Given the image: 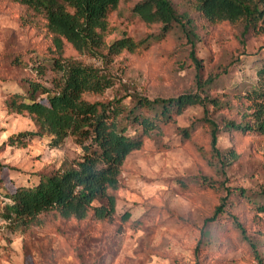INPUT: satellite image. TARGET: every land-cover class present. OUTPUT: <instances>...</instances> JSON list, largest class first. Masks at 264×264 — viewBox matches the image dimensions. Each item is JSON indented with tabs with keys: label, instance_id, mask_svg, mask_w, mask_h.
I'll use <instances>...</instances> for the list:
<instances>
[{
	"label": "rangeland",
	"instance_id": "374dc122",
	"mask_svg": "<svg viewBox=\"0 0 264 264\" xmlns=\"http://www.w3.org/2000/svg\"><path fill=\"white\" fill-rule=\"evenodd\" d=\"M139 1L122 0L110 14L112 34L107 43L159 34L160 26L145 25L131 15ZM170 2L178 15H190L197 36L195 55L201 63L198 72L178 27L147 50L123 52L108 66L77 54L64 42L62 54L104 69L113 86L100 99H121L128 107L134 95L153 100L196 93L199 76L202 83L209 82V96L232 106L230 111L213 113V119L238 122L239 110L232 95L244 93L254 82L264 54V32L249 31L243 36L242 22L210 25L191 10L189 1ZM28 52L57 57L54 37L41 17L14 0H0V161L14 169L3 171L0 180L10 188L33 185L40 170H55L80 156L71 138L56 149L49 148L48 138L34 139L25 148L4 145L7 137L34 130L27 116L7 114L3 106L5 93L19 91L22 81L35 77L26 69L9 66L10 57H4ZM29 59L23 58L31 65ZM50 77L47 73L46 78ZM202 117L201 107H190L174 124L142 138V148L124 162L120 187L113 193L116 215L112 220L96 222L88 216L82 222L64 221L50 213L27 230L12 232L0 224V264H256L251 246L227 216L206 226L204 222L225 196L220 185L245 190L253 197L264 190V138L221 132L217 147L224 163L218 164L210 155L209 129ZM182 130L190 134L188 140L182 137ZM139 135L133 126L131 136ZM202 179L218 188H207ZM230 200L232 214L262 252L264 217L257 215L252 202L236 193ZM259 201L263 199L256 197Z\"/></svg>",
	"mask_w": 264,
	"mask_h": 264
},
{
	"label": "trees",
	"instance_id": "16d2710c",
	"mask_svg": "<svg viewBox=\"0 0 264 264\" xmlns=\"http://www.w3.org/2000/svg\"><path fill=\"white\" fill-rule=\"evenodd\" d=\"M31 14L39 16L46 30L54 37L57 57H40L31 53L13 54L8 65L26 69L34 78L19 84V91H8L3 97L7 114L27 116L34 130L7 137L5 146L25 148L34 139L48 138L51 149L59 148L71 138L80 149L78 159L62 164L55 170L42 169L35 174L33 185L6 186L0 180V224L12 232L29 229L39 223L40 216L53 213L60 219L82 222L88 216L96 222L110 221L116 215L114 192L120 187V176L126 158L142 148V138L158 132L160 127L174 124L193 106L203 109L201 122L209 129L210 155L218 164L224 159L217 142L221 132L257 134L264 138V54L254 72V82L242 92H233L240 120L213 119L216 111L232 109L229 101L206 93L209 82L196 81V93L174 98L150 100L140 95L131 98L132 106L122 105L121 99L102 100L100 96L112 88L110 75L101 68L63 56L62 43L79 55H87L110 65L123 52L130 54L147 50L173 29L179 28L190 46L189 57L196 71L201 63L195 55L197 36L189 14L178 15L170 0H140L131 15L145 25H158L159 34L138 40L122 37L107 43L112 34L109 16L122 0H14ZM191 10L210 25L243 23L242 35L249 31L264 32V0H187ZM28 56V65L23 58ZM34 56V57H32ZM47 73L50 79H47ZM212 111V113H210ZM140 131L131 136V128ZM185 140L186 130L180 131ZM224 165L221 166V168ZM0 161V174L12 171ZM207 188L217 184L202 179ZM225 190V196L204 226L227 216L252 249L256 264H264V249L246 232L230 208L236 193L254 205L258 216L264 217V190L255 197L242 189ZM256 197L263 201L256 202ZM256 202V203H255ZM264 248V245H263Z\"/></svg>",
	"mask_w": 264,
	"mask_h": 264
}]
</instances>
